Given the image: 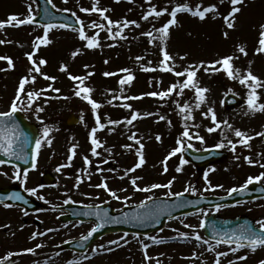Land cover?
Wrapping results in <instances>:
<instances>
[{
  "label": "rangeland",
  "instance_id": "obj_1",
  "mask_svg": "<svg viewBox=\"0 0 264 264\" xmlns=\"http://www.w3.org/2000/svg\"><path fill=\"white\" fill-rule=\"evenodd\" d=\"M75 2L72 3L71 0H52V8L57 12H64L70 15L75 12L76 16L85 25H90L94 20L99 23H106L101 20L98 13L90 14L80 11L81 7L91 8L94 0H76ZM182 3H188L193 8L197 4H201L203 7L217 4L221 14H227L231 7L230 0H225L223 4H220L219 0H150V3H147L146 0H119V2L117 0H99L100 7L110 9L107 15L112 20L127 18L128 20L137 21L140 26H129L124 29V35L127 36L125 40L109 39L107 32L100 30V43L102 46L95 49L85 48V42L79 39L75 30L68 29L64 31L59 30L58 27L50 30L49 39L51 43L47 46H41L34 58L37 60L44 58L46 53L45 59L49 60L50 63H47L42 70L49 75H54L56 80L53 82L38 77L35 84L27 85L26 89H47L49 84H51L53 88L60 89V91L57 93L48 90L35 102L31 109L20 112L38 126L40 135L43 127H50L51 131L47 139H50L52 143L48 145L45 141L42 145L38 155L37 168L34 172L28 174L27 180L22 186L24 185L26 188L31 189L36 182H39L40 173L47 171L54 176L55 183L52 188L43 189L38 194L39 196L34 197L44 209L41 214L36 215V218L38 217L41 221L40 228L34 229L36 227L31 223L23 225L17 218L0 222V264H61L67 256H64L65 252H58L59 244L64 240L81 237L89 230L90 225L60 224L56 221L55 213H52L51 210L56 206L62 205L64 203L63 200L69 198V203L91 205L103 202L119 210L125 203L114 199L104 189L95 187L105 178L109 187L117 191L118 195L131 197L127 202V204H130L129 202L137 203L143 201L147 196L166 195L169 191V189L165 188L154 189L151 192L134 191L130 184L132 176L143 178L138 181L141 187L153 183L166 184L173 177H176L171 188L173 193L185 192L184 189L191 186L198 195H211L215 192L226 193L228 188L230 189L235 185L238 186L248 176H255L264 171V168H261L259 164L249 165L243 159L244 156L248 155L253 160H259L260 163H264V137L255 135L257 132H264V111L248 112L245 104L247 89L239 84L238 81L230 80L223 72L210 74L201 70L198 73L201 86L207 87L210 91L206 94L207 102L200 109L194 110V121L189 120L186 122L190 126L192 124L200 125L199 128H190V130L199 132L205 138L204 144L195 139L191 141L193 144L192 148L196 150L208 148L222 140L221 133L220 141L214 136L217 131L219 132V129L214 133L206 131L207 127L213 126L211 120L202 115V112H206L208 107L214 108L219 121L226 119L233 128H239L254 137L250 142L251 150L237 145L235 153L231 151L225 139L226 147L221 150L226 152V159L205 170L214 169V171H209V180L213 185H223V188L205 191L207 188L203 178L205 171H197L189 164H185L183 170L177 173L176 167L180 163L179 153L168 160L169 170L167 173L163 172L161 161L176 147V140L183 131V124L185 123L178 114L173 101L180 100L181 103L184 101L193 103L194 96L191 90L185 89L183 96H177L174 93L165 100L149 96H143L142 99L135 100L123 99V97L141 96V94L150 91L166 90L170 84L178 79H183L176 77L173 73L159 70L147 72L142 70L143 67L157 68L162 58L159 47L155 44H149L148 38L142 33L151 31L153 26L159 28L170 16L165 13L159 18L150 17L147 21L141 19L142 15L152 5L158 10L167 8L170 12L172 7ZM29 6H31L32 14L35 16L37 10L33 0H0V20H6L9 14H17L20 18H24L28 14ZM21 7H24V14H22ZM240 7L241 12L236 15V27L230 30L225 29L222 18L214 19V14H208L207 18L201 21L187 12L178 13V22L170 28V36L166 44L170 54L175 57L176 70L183 71L188 64L198 63L201 60L212 61L221 56L235 55L239 57V59L234 61L236 67L245 70L249 67V61H251L252 72L264 80V54H256L255 52L258 46L259 26L264 24V0H244ZM64 9L69 11H63ZM225 30L229 31L228 39H225L222 35ZM96 31L98 30L86 27V32L90 35ZM42 35V26H38L36 29L30 27H6L0 29V39L10 41L9 43L0 44V56L11 57L15 64L13 69H7V62L0 61V69H5L0 71V111L9 110L19 80L22 76L28 74L27 70L30 67L25 53L33 50L34 39ZM238 44L246 45L247 56L237 51ZM108 45L114 46L109 47ZM77 49H80V54L73 58L71 53ZM181 56H186V59L181 60ZM136 57H143V59L137 61ZM53 60L55 65L52 63ZM105 60L108 63H105ZM149 61H151V64L148 63ZM61 64L67 65L68 72L59 70ZM85 65L89 67L85 68ZM120 69H129L131 74L135 76L130 85L124 86L123 91H121L118 81L126 73L120 72ZM69 72L79 76L86 75L88 72L94 73L85 81V85L94 89L91 96L102 104L98 112L101 114L102 122L107 125L104 130L97 133L98 139L103 144L102 148L97 149L101 154L100 156L93 157L90 153L89 133L91 128L95 127V117L91 106L87 101L74 95L76 82L69 79ZM104 72L117 74L105 77L103 75ZM149 81H151V84ZM229 89L232 91L229 92ZM257 91L260 93L259 103H264V88H260ZM227 93H235L240 96L243 100V105L235 111L223 112L221 110V102ZM113 96H119L121 99L113 100L112 104H108L107 101L112 99ZM46 97H51V99H47V103H45ZM124 103L131 104L132 110L139 111L141 115L146 112L152 113V115L140 118L134 121L132 125L123 123L118 125L108 124L109 119L123 121L126 117H130L131 110L121 107ZM36 106L42 107L44 111L36 113ZM69 114H73L79 119L78 125H65L64 120ZM159 115L165 116L166 119L159 120ZM37 116L40 117L39 120ZM82 116L83 120H81ZM169 120L171 125L168 123ZM109 128H113L114 131H108ZM132 132H136L137 136L142 138V143L145 145L146 163L137 169L135 173H129L128 177L120 179L119 177L124 175V170L131 168L137 162L135 148L138 145L128 139ZM223 132L228 139L234 142L238 139L234 136L232 130L224 127ZM157 135H160V141L156 140L155 137ZM74 144L77 145L76 155L71 161V166L64 167L57 172V167L69 163L68 156L71 154L69 149ZM125 144H133V149L127 150L123 148L122 145ZM107 149H111V151L109 152ZM86 155L92 162L90 166L84 165L83 157ZM237 155L240 157L239 160L235 158ZM104 161H107V163H104ZM86 167L90 168V179L88 177L82 178V183L76 187V177ZM109 169H113V171H109ZM224 176L225 179L222 180ZM0 182L6 183L1 179ZM121 188H126L127 192H121ZM40 197H44V199H40ZM246 212L260 219L264 218V204L261 206L254 205L251 208L246 206L216 211L217 214L223 217H232L235 214H245ZM204 213L209 215L211 211L202 210L194 215L170 221L161 232L162 234L156 237L168 238L169 236H179L180 232L188 233L187 242L189 244L184 249V245L180 241L160 239L163 242L151 243L152 240L146 237L135 239L129 236H122L121 234L109 235L89 248L87 256H93L94 259L83 264H157V262L159 264H215L216 257L214 256H216V252L229 251V247H216V251H208L207 245H203L194 239L193 232L202 236L199 224L205 216ZM185 224L193 227L186 228L184 227ZM25 228H33L36 232H43L45 235H38L35 239H31L32 232L29 233V230H27L26 233ZM49 229H52V231H48ZM2 233L5 235H2ZM121 237H124V240H121ZM4 239L8 244L6 248H4L6 242ZM113 240L120 241L119 245L124 244V252L120 255L121 257L116 256L118 257L116 258L111 254L100 253L103 248L98 246L103 245L107 249L113 248L116 245L109 244V241ZM125 240L127 243H125ZM142 240H145L147 244L148 242L151 243L148 247L149 251H147L151 260L145 259V252H143L142 246L138 245ZM129 241L132 243L129 244ZM37 244L42 245V247L36 248ZM11 245L13 252H19L25 248H33L35 251L32 252L33 255L30 253L27 258L22 260L3 261V255L6 254L8 249L10 251ZM93 248H96L97 251L93 252ZM181 251L185 252L184 259ZM259 251L261 252L245 250H239L235 254L229 252L228 256L220 258L221 264H228L230 260L236 261L237 256L245 255L247 259L236 261V264H258L260 260H264L262 258V256L264 257V249ZM55 252L58 253L55 254ZM42 253L52 255L48 256V258H39ZM21 254L18 253L15 256ZM32 256L35 257L31 258Z\"/></svg>",
  "mask_w": 264,
  "mask_h": 264
},
{
  "label": "snow or ice",
  "instance_id": "obj_2",
  "mask_svg": "<svg viewBox=\"0 0 264 264\" xmlns=\"http://www.w3.org/2000/svg\"><path fill=\"white\" fill-rule=\"evenodd\" d=\"M49 3L52 2V0H48ZM119 2V0H117ZM147 3H150V0H146ZM225 0H219L220 4H223ZM244 3V0H230V10L227 12V14H221L219 13V9L217 4H211L209 6L203 7L201 4H197L195 8L189 6L188 3H182L178 4L175 7L171 8V11L167 8L158 10L154 5L150 6L148 10L142 15L141 19L143 20H149V18H159L163 16L165 13H168L170 18L163 23L159 28H156L153 26V29L151 31L142 33V35L146 36L148 38L149 44H155L159 47L161 59L159 61L157 68H150V67H143V71H162V72H168L173 73L178 78H183L182 80H177L176 82L169 85V87L166 90L162 91H150L141 94V96H134V97H123L125 100H135V99H142L143 96H149V97H158L161 100H165L172 96L174 93L177 96H183L185 89H189L193 92L194 96V102L190 103L188 101H184L181 103L180 100H175L173 103L176 105V108L178 110V114L181 116L182 120L185 121L183 124V131L181 132L180 136L176 140V147H174L167 156L164 157V160L161 161V164L163 165V172H168V160L171 157L176 156L178 153L181 154L180 156V163L176 167V172L179 173L183 170V166L188 163L186 159L183 157V152L185 151V148H192L193 144L191 143L192 140H198L201 144L205 143V138L199 134V132H192L190 128H199L200 125L198 124H192L191 126L186 123L189 120L195 119L193 113L194 110L200 109L203 104L207 102V93L210 91L207 87L201 86L198 73L203 70L205 73L215 74L219 72H223L230 80L238 81L239 84L244 86L247 89L246 93V100L245 104L247 106L248 112L255 113L257 111H264V103H259L260 100V93L257 91L260 88H264V80H262L260 77L255 75L251 70V64L252 62L249 61V67L245 70H241L240 68L235 66L234 61L236 59H239V57L235 55H225L221 56L218 59L212 60V61H199L198 63H190L183 69V71H177V65L175 64V57L170 54V52L167 49V41L170 36V28L177 24V15L180 12H187L193 17H196L200 19L201 21L205 20L207 18L208 14H214L213 18H222L224 21L225 29H235L236 27V15L241 12V7ZM55 7V5H53ZM47 11V10H45ZM63 11H69L68 9H64ZM81 12L84 13H98L101 20L106 23H99L97 21H92L90 25H85V23L80 20L78 16H76L75 12H72V16L76 17V23L79 25L78 28H75L74 30L77 31L78 37L81 41H84V47L87 49H95L98 47H101L100 43V30L106 31L108 34V38L112 40H125L127 39V36L124 35V29H127L129 26H135L139 27V23L135 20H128L127 18L123 20H112L107 13L110 11L108 8H103L99 6V0H94V3L92 4L91 8H80ZM35 17L32 14L31 6H29V11L26 17L20 18L17 14H9L6 20H0V29H4L6 27H20L22 25H29L34 23ZM60 28H68L70 27L69 24H60L58 25ZM43 35L38 36L33 41V50L31 52L25 53V56L27 57L30 67L27 70V75L22 76L19 80L18 87L15 91L14 98L12 99L9 110L7 111H0V154H3L4 156H7L9 158H15L17 160H24L27 162V154L24 153V146L28 143V136L20 131L18 123L15 121L14 116L18 111H27L33 107L36 101H38L41 96L47 92L48 90H51L53 92H59L60 89L53 88L51 84H49L47 89H33V90H27L26 86L29 84H35L38 77H42L45 80L48 81H55L56 77L49 75L45 73L42 69L47 64V60L45 58L35 59L37 52L41 48V46H47L51 43V40L49 39V32L51 29L57 27V25L53 23H45L43 24ZM86 27H91L93 29H97L93 34H88L86 32ZM259 38H258V46L255 49L256 54H264V24H261L259 26ZM223 37L225 39L229 38V31L225 30L222 33ZM10 41L0 39V44L9 43ZM109 47H112L114 45H108ZM237 51L241 53L244 56L248 55L246 45L244 44H238L237 45ZM80 54V49L74 50L71 55L76 57ZM137 61H140L143 59V57H136ZM181 60L186 59V56H181ZM0 61H6L7 62V69H13L15 67L14 61L9 56H0ZM105 63H108L107 60H105ZM151 64V61L148 62ZM88 65H85V68H88ZM5 69H0V71H3ZM60 71L62 72H68V68L66 64H61ZM122 73H126L125 76L121 77L118 81V84L120 85L121 91H123V88L125 85H130L132 81L135 79V76L131 74L129 69H120L119 70ZM117 73L114 72H104L103 75L105 77H111L116 75ZM69 79L76 82V88L74 89V95L77 97L82 98L83 100L87 101V103L91 106L92 113L95 117V127L91 128V131L89 133V140H90V153L91 156L97 157L100 156V152L97 151V149H100L103 147L102 142L98 139L97 133L101 130H104L107 125L102 122L101 114L98 112V109L102 107V104L96 101L92 98L91 93L94 91L93 88L88 87L85 85V81L94 75L92 72H88L86 75L79 76V75H73L70 72L68 73ZM151 84V81H149ZM111 91V90H109ZM232 90L229 89V92ZM47 99H51V97L45 98V103H47ZM121 99L119 96H113L112 99L108 100V104H112L113 100ZM121 107L125 109H130V117H126L123 121L121 120H108V124L110 125H118V124H125V125H132L134 121L144 118L147 116L152 115V113H141L137 110H132V105L129 103H124L121 105ZM44 111V109L40 106L35 107V112L40 113ZM247 114V113H245ZM202 115L205 118H209L212 122L211 127H207L206 131L208 133H214L218 129H221V125H223L226 129L232 130L233 134L236 138H238L235 142L231 139H228L227 136L224 134L223 131H221L222 140L221 142H218L214 145L215 149H223L226 147V144L224 143V140H227V145L230 146V149L233 153L237 150V145H241L249 150H251V141L254 139L252 135H249L247 132L239 129V128H233V126L225 119L223 121H219L217 119L216 112L214 108L208 107L206 112H202ZM37 119L39 120L40 117L37 116ZM166 117L163 115H159V120H165ZM81 120H83V116L81 117ZM169 125H171V121H168ZM50 127L45 126L42 129V133L39 137L35 138L34 140V147L31 150V167L32 169L37 168V157L39 155L40 149L42 145L47 142L48 145H51L52 141L50 139H47L50 134ZM108 131H114L113 128H109ZM256 136L264 137V132H257L255 134ZM157 141L161 140L160 135H157L156 137ZM129 140L133 141L135 145H138V147L135 148V154L137 157V162L132 166L131 168H127L124 170V175L119 177L120 179H124L125 177L129 176V173H135V171L139 168H141L146 163V158L144 154V147L145 145L142 143V138L137 136L136 132H132V134L128 137ZM76 147L77 145H73L69 152L71 153L68 156V164L60 165L57 167L56 171H61L64 167L71 166V161L76 155ZM123 148L127 150L133 149V144H125L122 145ZM107 151H111V149H107ZM237 160L240 159V157L237 155L235 157ZM244 161H246L249 165H255L259 164L261 168H264V163H260L259 160H253L251 156H244ZM84 165L90 166L91 160L86 155L83 157ZM5 163V161L0 160V164ZM104 163H107V161H104ZM100 170V169H98ZM109 171H113V169H109ZM209 171H214V169H209L208 171L204 172V180L207 185V188L205 191L213 190L215 188H223V185L217 184L213 185L211 184L209 180ZM6 174V173H5ZM84 174L88 176L90 179V173L87 171V167L84 169ZM23 176V178H22ZM21 176L19 168L16 169L14 173V178L16 180H19L21 184H24L27 180L28 176V170L25 169L23 174ZM142 177L139 176H132L130 178V184L133 187L134 191H140V192H151L154 189L158 188H165L169 189V191L166 193L167 196H176L180 197L183 195L182 192L173 193L171 191L172 184L176 177H173L171 180H169L166 184H158L153 183L151 185L141 187L138 184L139 180H142ZM256 182H264V171L260 172L258 175L255 176H248L244 184H242L239 187H233L228 189V195H231L232 193L239 192L242 190H246L249 185L256 183ZM82 183V178L80 175H77L76 177V187L79 186V184ZM41 187H43L41 185ZM97 188H102L106 192L109 193L111 197H113L116 200H121L123 203L127 204V202L131 199L129 196H123L121 197L118 195L117 191L112 190L108 183L106 182V178L102 180L100 184L95 185ZM193 191L195 192L194 188H191V186L186 187L184 189L185 192L187 191ZM25 191L29 192L32 195H35L37 192L36 188H25ZM121 192H127L126 188H121ZM9 199H15V200H23L24 198L19 195L18 193H13ZM40 199H44V197H40ZM152 196H147L145 201H141L139 205L137 206L139 209H143L144 211H138L133 213H123L124 216V222L129 221H135V222H143L145 220L158 218L160 212L163 210V207H175V208H182L185 206L186 203H194V202H186V201H178L174 203L173 205H156L153 204L151 207L148 205V201H152ZM70 202V198L66 199L64 201L65 204ZM11 205H5V207H10ZM87 208L93 209L92 205H86ZM222 205L217 204L215 206L216 211L218 212ZM85 215H95L99 220L100 223H98L96 226L92 227L87 235H82L81 240H87L90 238L95 232L98 231L99 228L104 227L106 223L110 222H116L117 218L110 217L108 214L107 209L103 210V212L93 210L84 213ZM24 215H28L27 212L24 213ZM206 216L207 213H204ZM258 226V227H257ZM184 227L186 228H192L193 226L185 224ZM199 227L201 229L205 228V221L201 219ZM48 231H52V229H49ZM38 235L42 236L45 235L43 232H33L31 239H35ZM125 236H127V233H125ZM180 237H183L185 239L188 238L189 234L180 232ZM194 239L196 241L201 242L203 245H207L208 251H216V246L220 244H226L229 245V251L225 252H216V259L215 264H221V257L228 256L229 252L235 254L240 249L248 247L251 249L252 252H255L257 248L264 247V218L258 219L254 222V224H250L247 222H244L242 224L237 225L235 228H222L218 227L216 224H213L211 226V238L215 240V245L210 243L209 239L203 238L199 233L193 232ZM149 239L152 240L153 243H161L163 242L160 239H157L156 237H149ZM121 240H124V237H121ZM120 241L113 240L109 241V244H115L119 245ZM125 243L127 241L125 240ZM235 245L234 247L231 245ZM42 245L37 244L36 248H40ZM99 248H104L103 245L98 246ZM149 245L146 243H142V248L145 250V259L151 260V257L147 254V249ZM113 249L108 248L107 251H112ZM25 252L32 253L35 251L33 248H28L24 250ZM93 252H96L97 249L93 248ZM12 253H8V256H6L4 259L7 260L8 257L12 256ZM247 256H237L236 261H243L246 260ZM236 261L230 260L228 261V264H236ZM68 264H72V261H69ZM159 264V262H157ZM258 264H264V260H260Z\"/></svg>",
  "mask_w": 264,
  "mask_h": 264
},
{
  "label": "water",
  "instance_id": "obj_3",
  "mask_svg": "<svg viewBox=\"0 0 264 264\" xmlns=\"http://www.w3.org/2000/svg\"><path fill=\"white\" fill-rule=\"evenodd\" d=\"M39 10L38 17L34 20V22L37 23H61V24H69L71 27L75 26L74 21L71 17L66 16L65 14H59L54 13L50 9L49 3L47 0H36ZM47 10V11H45ZM240 100L235 98L232 95H228L224 98L223 101V108L224 110L235 108L239 105ZM77 120L74 117H69L67 119V124L72 125L76 124ZM27 129H32V126L26 125ZM30 133V132H28ZM31 135H27L28 137L32 136L34 138V133H30ZM183 156L188 159L190 162L195 164L198 168H201L204 166V164L212 163L215 161H218L224 157V153L218 152V151H208L206 153H197L190 149H185L183 152ZM202 164V166H200ZM45 183L50 182L48 178H46ZM264 197V186H258V185H250L246 190H242L239 192L232 193L231 195H228L224 198H194L192 196H180V197H173L170 199H154L152 201L147 202L149 207H151L153 204L156 205H173L174 203L178 201H186V202H194V203H186L184 207L182 208H175V207H163V210L160 212L158 218H153L149 220H145L143 222H135V221H129L124 222V216L123 213H133L138 211H144L143 209H139L137 206L130 207V208H124L123 211L119 214L112 215L110 208H104V207H98L89 209L87 207H78V206H70L67 207V210H70L71 219H79V220H92L96 223H100V220L95 215H85L84 213L97 210L100 212H103V210L107 209L108 214L110 217L117 218L116 222H110L106 223L104 227L99 228L97 232H95L90 238L87 240H79L76 243H70L68 246H74L76 244L82 245L79 249V251H83L91 242H93L95 239L100 237L101 235H104L106 233L110 232H128V233H147L153 230H158L163 227V224L165 220L168 218H173L181 215L188 214L192 211L197 210L203 205L212 207L217 204H234L236 202L241 201H248L256 198ZM12 202L24 206L29 207L27 204L25 205V201L22 200V202L12 199ZM244 222L250 223L247 221V219L240 217L235 219H228V220H222L215 216H211L205 220V228H203L205 236H207L209 239L214 240L211 238V226L213 224H216L218 227L222 228H235L237 225L242 224Z\"/></svg>",
  "mask_w": 264,
  "mask_h": 264
},
{
  "label": "flooded vegetation",
  "instance_id": "obj_4",
  "mask_svg": "<svg viewBox=\"0 0 264 264\" xmlns=\"http://www.w3.org/2000/svg\"><path fill=\"white\" fill-rule=\"evenodd\" d=\"M16 169H17L16 167H6V165L0 164V179L6 182V183L0 182V189H2V188L6 189L7 187H12V186H15V185L22 186V184H21V182L19 180H16L15 178L12 180V176H14V173H15ZM23 172L20 171L21 176H22ZM22 178H23V176H22ZM25 188L26 187H23V189H25ZM31 188H36L37 191H38L39 190L38 183L36 182V184L34 186H32ZM26 193H27L26 195H29V196H39L38 192H36L35 195H32V194H30L27 191H26ZM0 206H2V205H0ZM253 218L255 219V221L260 219L257 216H253ZM6 219L12 220L11 210H2V211H0V222H4V220H6ZM2 235H5V234L2 233Z\"/></svg>",
  "mask_w": 264,
  "mask_h": 264
}]
</instances>
